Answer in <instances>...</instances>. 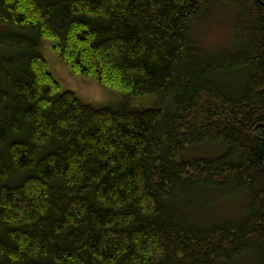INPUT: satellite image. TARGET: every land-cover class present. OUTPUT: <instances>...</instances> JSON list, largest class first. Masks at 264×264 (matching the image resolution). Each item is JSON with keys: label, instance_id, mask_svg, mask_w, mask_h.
Segmentation results:
<instances>
[{"label": "trees", "instance_id": "trees-1", "mask_svg": "<svg viewBox=\"0 0 264 264\" xmlns=\"http://www.w3.org/2000/svg\"><path fill=\"white\" fill-rule=\"evenodd\" d=\"M217 4L233 44L208 53ZM0 25V264H264V0H0ZM47 43L116 102L62 91ZM215 193L247 215L205 226Z\"/></svg>", "mask_w": 264, "mask_h": 264}, {"label": "rangeland", "instance_id": "rangeland-1", "mask_svg": "<svg viewBox=\"0 0 264 264\" xmlns=\"http://www.w3.org/2000/svg\"><path fill=\"white\" fill-rule=\"evenodd\" d=\"M235 15L236 12L227 6L221 4L212 6L193 28L192 40L208 53L232 49V38L234 37L236 22ZM41 50L47 61L49 72L60 84L62 91L74 92L85 103L108 104L116 102L117 96L94 80L80 75H73L69 68L59 61L51 43H47L44 48L41 47ZM222 152L221 147L205 145L192 149L187 157H215ZM200 196L202 197L198 203L194 202V204L197 211L199 210L201 213L206 211L204 213L208 216L203 218L205 226L210 223L211 219L216 223H221V219L225 221H228L227 219L239 220L247 215V200L244 196H235L229 193H215L210 198L207 195ZM211 208H213V214L209 212ZM201 215L203 216V214ZM233 264H257L256 256L251 253L245 254Z\"/></svg>", "mask_w": 264, "mask_h": 264}]
</instances>
